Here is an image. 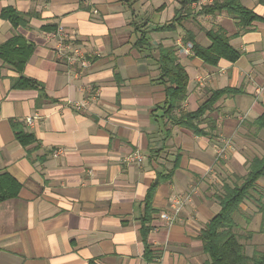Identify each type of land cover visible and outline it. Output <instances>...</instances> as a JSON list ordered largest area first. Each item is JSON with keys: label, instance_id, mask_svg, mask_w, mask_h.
I'll use <instances>...</instances> for the list:
<instances>
[{"label": "crops", "instance_id": "crops-1", "mask_svg": "<svg viewBox=\"0 0 264 264\" xmlns=\"http://www.w3.org/2000/svg\"><path fill=\"white\" fill-rule=\"evenodd\" d=\"M240 1L261 19L242 28L226 10L206 13L194 2L182 9L180 0H0V46L17 35L34 46L22 72L0 58V172L22 185L16 198L0 203V264L206 262L199 234L220 211L225 184L264 156V130L254 125L264 113V0ZM8 6L28 23L14 26L2 17ZM172 22L173 28L159 29ZM58 25L85 47L87 68L56 58L48 32ZM136 26L148 31L151 47L135 45ZM214 29L240 51L236 61L211 64L194 54L193 44L211 45ZM160 47L174 49L189 76L177 115L197 110L218 90H238L207 109L198 123L207 135L165 126ZM22 75L42 82L48 99L15 88ZM12 120L37 142L22 145ZM226 140L232 148L218 158ZM59 147L65 153L54 156ZM136 151L142 162L128 161ZM175 164L153 197L148 243L157 257L149 260L141 233L144 199L158 174ZM192 187V199L167 224L162 213L171 210L172 196ZM241 208L238 222L253 234L247 252L264 251V176Z\"/></svg>", "mask_w": 264, "mask_h": 264}, {"label": "trees", "instance_id": "trees-1", "mask_svg": "<svg viewBox=\"0 0 264 264\" xmlns=\"http://www.w3.org/2000/svg\"><path fill=\"white\" fill-rule=\"evenodd\" d=\"M195 1L198 0H180V4L183 9ZM213 3L204 6L202 11L208 13L216 10H226L229 14L238 17L242 28L248 27L256 19H261L254 11L242 5L240 0H222ZM1 16L8 19L14 26L28 23V17L13 6L4 8ZM173 27L174 22L159 29H171ZM135 28L136 32H138L135 45L141 49L151 47L148 31L143 29L142 26H136ZM208 36L212 42L209 47H202L196 43L192 46L194 54L205 62L217 64L221 58L236 61L240 57V51L230 44L228 36L222 29L210 30L208 31ZM185 39L188 42L194 38L190 35ZM158 49L161 80L165 83L166 92L164 114L162 115L167 120L165 126L169 129V123L183 125L195 133L207 135V132L201 129L198 124L207 109L211 108L225 94H233L238 92V90H218L197 110L177 115V110L181 108L182 103L187 98L189 76L185 67L177 61L174 49L162 47ZM33 51V44L23 36L17 35L0 46V58L22 72ZM14 87L18 89H36L39 92L40 101L48 99L45 85L34 78L22 75L15 82ZM11 122L16 138L22 145L27 147L37 142L33 132L26 131L17 120H12ZM254 125L258 130H264V113L256 119ZM30 151L32 150H28V156ZM176 164L167 174H158V178L150 185L144 199L141 233L145 243V254L149 260L157 257L151 251L148 243V236L152 229L153 213L155 212L152 205L153 197L159 184L172 177L177 168ZM262 176H264V156H257L250 161L248 173L245 176L238 177L234 184H225L223 192L219 196L220 211L206 223L199 234V239L203 243V250L208 255V259L204 264H264V251L256 249L253 254L247 252V241L253 234L241 227L237 219V214L242 209V203L250 196L251 191L256 187L257 180ZM21 187V183L9 172H0V203L16 198Z\"/></svg>", "mask_w": 264, "mask_h": 264}, {"label": "built area", "instance_id": "built-area-1", "mask_svg": "<svg viewBox=\"0 0 264 264\" xmlns=\"http://www.w3.org/2000/svg\"><path fill=\"white\" fill-rule=\"evenodd\" d=\"M213 3V0H198L194 2V5L204 7ZM49 40L53 42V49L56 58L60 61L66 62L67 64H76L81 69H85L90 65L91 59L87 53L85 47L78 42L73 34L67 30L63 25H58L54 30L48 32ZM192 46L191 44H189ZM86 105V103H82ZM82 104H76V107L83 106ZM27 122L32 124V118H27ZM232 148L231 141L226 140L224 146L219 147L217 150V157L224 158L227 155L229 149ZM54 156H61L65 153L63 148H57L54 150ZM128 161L138 163L142 162L143 155L136 151L133 154L128 155ZM197 188L192 187L190 190L183 195H174L171 198V210L164 211L162 213V218L167 222V224H173L178 218L179 213L181 212L184 204L191 200Z\"/></svg>", "mask_w": 264, "mask_h": 264}]
</instances>
